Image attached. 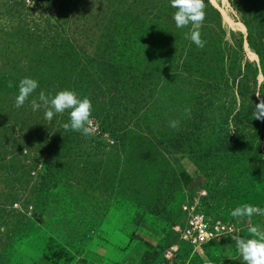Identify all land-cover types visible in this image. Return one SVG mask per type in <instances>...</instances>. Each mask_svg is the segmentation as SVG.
Instances as JSON below:
<instances>
[{
  "label": "rangeland",
  "instance_id": "rangeland-1",
  "mask_svg": "<svg viewBox=\"0 0 264 264\" xmlns=\"http://www.w3.org/2000/svg\"><path fill=\"white\" fill-rule=\"evenodd\" d=\"M175 11L170 0H0V264H244L229 235L183 244L171 215L200 201L234 236L264 229V216H231L264 208L253 115L264 0H205L204 48ZM26 77L39 87L17 108ZM62 90L92 101L94 135L65 130L68 111L51 122L32 111L41 91ZM235 132L238 149L219 151Z\"/></svg>",
  "mask_w": 264,
  "mask_h": 264
},
{
  "label": "clouds",
  "instance_id": "clouds-1",
  "mask_svg": "<svg viewBox=\"0 0 264 264\" xmlns=\"http://www.w3.org/2000/svg\"><path fill=\"white\" fill-rule=\"evenodd\" d=\"M171 7L176 9L173 19L177 28L191 26L190 39L198 47L204 48L206 41L202 39L200 29L205 21V0H170ZM32 6V5H31ZM186 38L187 35H186ZM12 87V82L8 84ZM39 87L37 80L26 77L19 82V92L15 98V106L20 108L24 106L28 98ZM258 98L264 96L258 90ZM39 101V102H38ZM37 99L31 100V109L37 112L44 109V118L51 122L57 114L62 115L65 111L69 112L70 123H64L65 130L81 132L85 136L95 134L93 121V104L88 97L80 98L77 93L71 90L59 91L55 96H48L43 91L39 93ZM190 112L189 110H186ZM254 119L264 121V99L255 105ZM178 120L169 122L172 128L179 127ZM264 216V208L244 204L235 208L231 216L235 218L247 217L251 221L253 216ZM251 238H243L239 235L233 236L232 240L244 264H264V229L258 225L250 224L247 229Z\"/></svg>",
  "mask_w": 264,
  "mask_h": 264
},
{
  "label": "built area",
  "instance_id": "built-area-1",
  "mask_svg": "<svg viewBox=\"0 0 264 264\" xmlns=\"http://www.w3.org/2000/svg\"><path fill=\"white\" fill-rule=\"evenodd\" d=\"M207 195L206 191L200 193V198ZM184 220L173 226V230L179 235L182 242L189 244L194 251H200L213 242H220V237L234 236V229L230 223H224L219 219H211L202 210L200 201L184 203L181 205ZM180 245L164 252L166 259L171 260L179 252Z\"/></svg>",
  "mask_w": 264,
  "mask_h": 264
},
{
  "label": "trees",
  "instance_id": "trees-1",
  "mask_svg": "<svg viewBox=\"0 0 264 264\" xmlns=\"http://www.w3.org/2000/svg\"><path fill=\"white\" fill-rule=\"evenodd\" d=\"M231 137H232L231 140H227V138H226V139H224L222 141V145L219 146V151H221V152H229V151H233L235 149H238V148H235V146H232L233 141H235L234 138H236V132H235V136L232 134ZM236 145H238V143H236ZM17 148H18L19 152H16V154L19 153L24 158H30L31 157L32 154H30V152H28L27 155L24 154L25 153V149L24 150L22 149L21 144H18ZM205 200H206V198H204V204L206 205ZM38 207H39V205H37L36 208L38 209ZM178 209L179 210H178L177 213H175L174 215L173 214L171 215L172 224L173 225H176L177 223L181 222L184 219V215H183V213L181 211V206H179ZM182 243L188 245L191 249H193L189 244L184 243V242H182Z\"/></svg>",
  "mask_w": 264,
  "mask_h": 264
}]
</instances>
